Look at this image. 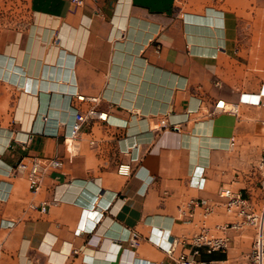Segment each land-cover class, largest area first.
I'll list each match as a JSON object with an SVG mask.
<instances>
[{"label": "crops", "instance_id": "crops-1", "mask_svg": "<svg viewBox=\"0 0 264 264\" xmlns=\"http://www.w3.org/2000/svg\"><path fill=\"white\" fill-rule=\"evenodd\" d=\"M29 9L27 28L0 52L39 91L0 78L17 95L0 127V264H176L203 226L235 220L221 188L260 208L264 0H30ZM91 108L107 120L67 138L74 112ZM50 160L62 167L39 173L31 191L34 162ZM19 164L27 170L10 175ZM191 200L213 213L198 207L191 218ZM229 236L226 253L201 260L245 264L254 229Z\"/></svg>", "mask_w": 264, "mask_h": 264}, {"label": "built area", "instance_id": "built-area-1", "mask_svg": "<svg viewBox=\"0 0 264 264\" xmlns=\"http://www.w3.org/2000/svg\"><path fill=\"white\" fill-rule=\"evenodd\" d=\"M73 3L83 6L86 0H72ZM77 98L79 101H84L85 97L78 95L75 92L71 95L72 98ZM99 118L106 121L103 114H99L95 109L91 108L86 113H80L78 110L74 112V122L72 124V135L67 138H73L81 127L87 122ZM170 126L169 123H162L161 127L166 129ZM62 164L56 160L36 161L29 171L28 183L31 191L38 192L41 187L39 173L47 168L60 169ZM257 170L260 174V188L263 193L262 203L260 208L255 209L251 200L244 197L240 192L234 191L231 188H221L218 192L220 204L224 207L225 212L229 216L235 218L234 221L227 222L216 226V231H211L208 227L203 226L201 230L192 238L185 240V244L191 247L188 253L180 254L175 262L176 264H216L214 261L204 262L201 260L203 254L213 255L215 253H226L229 249L231 237L229 231L239 232L246 228L254 229L251 252L246 258L245 264H264V157L257 163ZM27 170V165L19 164L17 167L10 168L9 174L15 171L24 172ZM119 174L122 176H130L132 174L130 165H122L119 168ZM194 179V178H193ZM205 180L202 179L197 183V187L203 189ZM189 215L192 218L194 209L203 207L205 217L213 213L214 206L209 205L206 201L191 200L189 203ZM130 239V238H129ZM131 241L132 245H136V240ZM177 242H174L166 251L168 256H173Z\"/></svg>", "mask_w": 264, "mask_h": 264}, {"label": "rangeland", "instance_id": "rangeland-1", "mask_svg": "<svg viewBox=\"0 0 264 264\" xmlns=\"http://www.w3.org/2000/svg\"><path fill=\"white\" fill-rule=\"evenodd\" d=\"M30 0H0V52L4 49V38L12 32L24 31L30 20ZM17 95L7 86L0 83V127L11 120L14 107L11 100Z\"/></svg>", "mask_w": 264, "mask_h": 264}, {"label": "bare ground", "instance_id": "bare-ground-1", "mask_svg": "<svg viewBox=\"0 0 264 264\" xmlns=\"http://www.w3.org/2000/svg\"><path fill=\"white\" fill-rule=\"evenodd\" d=\"M127 5V4H126ZM7 56V55H6ZM66 56V55H65ZM62 58V57H61ZM62 59H64V58H62ZM65 60H67V59H65ZM65 63V62H64ZM67 63V62H66ZM65 63V64H66ZM66 66H67V64H66ZM15 72H17L18 74L19 73H21V75L22 76H18ZM0 78L2 79V80H5V81H8V82H13V83H15V84H17L18 86H20V87H22V86H24L25 87V89H26V92H30V93H38L39 91H37L36 89H35V85H34V88H28L27 87V85L26 84H28V82L26 83V81H27V76L25 77H23V70L21 69V67L18 65V64H16L15 62H13L12 60H10V59H7V58H5V57H3V58H1L0 59ZM62 74V73H61ZM60 74V75H61ZM20 75V74H19ZM26 75V74H25ZM62 78V77H61ZM23 79H25V82H23ZM39 84V83H38ZM47 84V83H46ZM49 84V83H48ZM53 85V84H52ZM51 85V86H52ZM47 86H49V85H47ZM50 86V87H51ZM30 87V86H29ZM46 87V86H45ZM45 87H44V89H45ZM57 87V86H56ZM38 88H39V86H38ZM49 88V87H48ZM53 88V87H52ZM60 88V89H59ZM58 90H57V93L55 94V99H57V102H56V100L54 101V104H53V110H52V113H58L59 114V117L60 116H65V111H64V109L66 108V107H63L62 106V104H63V98H62V96L61 95H59L58 93H59V91L61 90V91H64V86L62 85V88L61 87H58L57 88ZM47 91V90H46ZM37 95V94H36ZM33 96V95H32ZM59 100H61V101H59ZM54 107L57 109V110H54ZM47 110V108L45 107V106H43V108H41V112H43V111H46ZM47 113V112H46ZM45 115V114H44ZM72 124H73V122H74V116L72 117ZM46 120V119H45ZM42 125H43V122H42V120H41V118L39 117L38 118V120H37V122H36V127H35V130H41V127H42ZM42 130H43V128H42ZM47 131H48V129H47ZM50 131V130H49ZM51 132V131H50Z\"/></svg>", "mask_w": 264, "mask_h": 264}]
</instances>
